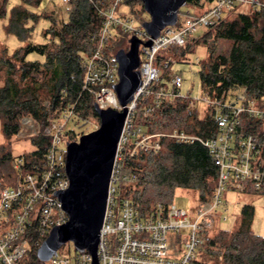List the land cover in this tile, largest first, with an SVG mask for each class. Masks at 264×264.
Masks as SVG:
<instances>
[{
  "label": "built area",
  "instance_id": "built-area-1",
  "mask_svg": "<svg viewBox=\"0 0 264 264\" xmlns=\"http://www.w3.org/2000/svg\"><path fill=\"white\" fill-rule=\"evenodd\" d=\"M72 5L76 0H62ZM125 0H109L98 11L103 17L99 31L92 35L94 46L82 59L84 77L76 99L57 110L49 109L46 125L30 115L20 119L18 137L43 134L49 138L45 151L35 150L12 157L15 171L12 184L0 185V264H28L34 250L39 248L50 231L68 220L58 196L66 190L70 179L66 173L67 143L77 141L82 134L100 125L77 109L83 96L100 108L123 110L116 93L119 81V62L116 52L108 50L107 43L121 32L130 38L136 35L143 42L150 38L143 26H136L129 14L118 11ZM246 5L264 13V0H213L201 12L186 11L175 25L166 26L150 46L140 44L138 70L141 85L128 102L127 115L118 142L110 176L106 210L98 243L99 264H192L210 238L209 232L220 218L223 194L231 188H241L248 182L255 190H264V136L254 132L237 131L241 116L246 113L264 120V107L257 106L256 96L244 89L233 99L227 92L222 97H212L207 91L195 100L183 95L181 74L172 75L169 84L162 79L163 69L175 62L171 57L159 58V53L171 46L182 47L192 34L209 29L225 18V13ZM180 15V14H179ZM199 59H197V63ZM64 95L66 89L62 90ZM188 99L189 103H204L213 107L212 116L217 131L203 138L185 133H146L136 124L138 106L142 100L145 114L152 113L171 98ZM49 106V102L45 103ZM82 128L77 132L70 125ZM194 141L203 144L210 152L218 169L217 183L209 198L197 202L195 216L174 203L155 201L141 206L135 198L124 193V185L137 182L136 172H124L127 161L140 152L156 153L163 149L161 137ZM59 251V249H58ZM56 252L45 264H92L93 255L88 250L75 254Z\"/></svg>",
  "mask_w": 264,
  "mask_h": 264
},
{
  "label": "trees",
  "instance_id": "trees-1",
  "mask_svg": "<svg viewBox=\"0 0 264 264\" xmlns=\"http://www.w3.org/2000/svg\"><path fill=\"white\" fill-rule=\"evenodd\" d=\"M41 1L21 0L20 4L12 8L8 24L5 26L6 33L16 35L24 42V46L13 54H9L7 47H4L0 53V71L7 67L6 81L0 85V120L5 141H8L0 145V185L12 184L14 181L10 139L17 136L20 130L21 117L30 115L44 127L49 109L58 112L78 96L84 77L82 59L94 46L91 37L99 31L103 23L98 8L105 7L109 0H76L71 5L68 21L57 20L51 14H38L31 10L32 7L39 6ZM132 1L139 4L138 14L141 13L144 10L142 2ZM206 1L208 5L213 2ZM7 2L8 0H0V17L6 14ZM188 2L195 5L200 4L201 0ZM185 13L186 11L182 14ZM40 16L54 18L52 26L46 31L51 35V42L34 44L29 41L32 28L27 24L29 20L38 21ZM144 21L143 19L142 23ZM213 27L214 31L205 33L203 38L189 40L185 47L180 48V54H176L185 55L192 46V40L199 43L202 38V42H207V38L213 33L218 38L232 40L228 54L215 55L214 49L210 48L208 58L201 63L203 91H207L212 97L220 98L229 90L246 89L259 100L257 106L264 107V13L249 7L247 11L238 12L235 18H224ZM107 47L111 52H117L121 48L128 49V35L121 32L107 43ZM33 51L43 55L45 61L26 60L27 55ZM168 51L173 50L161 51L159 58L165 57ZM171 77L167 68L163 69L162 79L170 82ZM64 88L66 95L62 93ZM45 98L48 99L49 106L43 103ZM149 101L150 99H146L139 103L136 117V124L146 133L178 132L207 138L217 131L213 116L206 114L199 117L186 99L171 97L152 113L145 114L142 107ZM77 109L84 116L94 115L98 119L94 103L87 94H83ZM157 115L158 117H155ZM263 124V119L244 113L237 131L254 132L263 136ZM160 140L163 149L165 146L167 148V155L156 157L155 162L161 158L168 161L164 160L158 165V183L169 188L177 186L193 189L200 192L202 198H205L206 194L211 195L217 181L218 169L209 150L197 140L184 141L163 136ZM32 142L37 148L34 153L41 155L48 145L49 138L40 134L33 137ZM147 154L140 152L127 161L123 171L139 173L140 168L145 167L142 161H149ZM26 155L28 159L31 158L30 152ZM131 186L124 185V193L128 196L130 195L127 188ZM253 216V206L246 204L234 230H219L215 237L208 239L209 247L224 250L222 261L214 259L213 264H264V236L252 233ZM28 264L45 262L37 258L34 250ZM192 264H208V261L195 260Z\"/></svg>",
  "mask_w": 264,
  "mask_h": 264
},
{
  "label": "rangeland",
  "instance_id": "rangeland-1",
  "mask_svg": "<svg viewBox=\"0 0 264 264\" xmlns=\"http://www.w3.org/2000/svg\"><path fill=\"white\" fill-rule=\"evenodd\" d=\"M20 3L21 0H8L6 5V14L5 16L0 17V53L1 49H3L4 47H7L9 54H13L21 46H24V42L19 40L16 35L7 34L5 31V26L8 24L12 8ZM207 5L208 3L206 0H201L200 4L195 5L187 2L185 6H182L180 8V19L182 17V13H184L185 11H190L191 13L201 12ZM138 6L139 4L136 1L125 0L124 2L119 4L118 11L121 14H129L131 18H133L135 25L140 27L142 26L143 19H149V14L145 10L141 11V13L139 12L138 14ZM248 9L249 7L246 5L236 7L233 11L224 14L225 20L233 19L237 16L238 12L247 11ZM31 10L38 14L44 12L51 14L57 20L63 19L64 21H68L71 5L64 3L62 0H42L39 6L32 7ZM53 17L40 16L39 20L36 22L33 20H29L27 25L28 27L32 28L31 37L29 39L30 42L34 44H44L51 42V35L46 31L49 30L52 26V22L54 20ZM214 28L215 27H211L209 29H200L192 34L189 40H197L205 33L214 31ZM202 38L201 42L199 43H195V40H192V42H190L192 43V46L183 56H179L177 54H180V48L185 47L187 44L182 47L171 46L169 48H166L165 50L173 51H168V53L166 54L164 53L165 58L171 57L175 60V62L172 63L171 66L167 69L169 74L173 75L175 73H179L183 78V85L181 87L182 94L188 95L195 100L199 99L203 94V87L200 76L201 63L208 58L210 48L214 49L215 55L228 54L233 44L232 40L218 38L214 33L207 38V42H202ZM174 50L178 51L176 52ZM44 59L45 57L43 55L35 51L30 52L26 57V60L28 61L43 62ZM197 59H199L198 63ZM6 76L7 67L5 66L0 71V85H3L5 83ZM163 80L165 83L169 84V81L167 79ZM239 92L240 90H229L227 94L231 99H233ZM258 101L259 100L256 99L257 103ZM46 102H48L47 98L43 100L44 104ZM189 104L193 109H195L199 117H204L206 114L212 115L213 113V107H211L210 105H205L204 103ZM90 117L94 121L97 120L94 115H91ZM155 117H158V115ZM97 121L99 122V120ZM70 127H73L77 132H80L82 130V128L80 129V127L74 123H72ZM262 129L264 130V124ZM33 137L35 136H13L10 139L12 157L26 154L35 150L36 146L32 142ZM5 140L6 139L2 132V125L0 120V145L4 144V142H8ZM166 155V146L159 153L147 154V158L149 161L147 163L142 161L145 167L140 168V172L137 173V182L131 187L127 188L128 194L135 198V200L141 206L149 205L155 201L174 203L177 207L187 210L190 218L193 219L195 216L197 202L204 198L200 196V192L193 189H186L177 186L169 188L166 185L158 183L159 180L156 177V173L159 172L158 165H161L163 163L162 161L165 160L164 162H166L168 160L161 158V160L155 162L156 157H165ZM241 184V188H231L230 190L225 191V193L223 194V204L218 212H223L227 216V218L224 219L222 217L216 221L215 225L209 232L211 238L215 237L219 230H234L237 223L239 222L242 208L246 204L252 205L254 209V216L251 227L252 233L258 236H264V190H255L248 182H242ZM211 195L206 194L205 198H209L211 197ZM58 252L74 255L75 247L72 242H67L61 248H59ZM223 252L224 250H220V248L218 247L211 248L206 243L203 246L202 250L198 253L197 260L202 262L208 261V264H213L214 259L222 261Z\"/></svg>",
  "mask_w": 264,
  "mask_h": 264
},
{
  "label": "water",
  "instance_id": "water-1",
  "mask_svg": "<svg viewBox=\"0 0 264 264\" xmlns=\"http://www.w3.org/2000/svg\"><path fill=\"white\" fill-rule=\"evenodd\" d=\"M149 19L142 23L150 38L143 42L136 35L129 38L128 49L117 50L119 81L116 93L123 110L100 108L94 110L100 120L98 128L82 134L77 141L67 143L66 173L70 185L57 194L68 220L55 226L37 249V258L48 261L67 242H72L79 251L88 250L93 263L99 264L98 243L103 224L110 176L118 142L127 115L125 105L133 99L141 85L138 70L139 46H150L166 26L175 25L180 8L188 0H140Z\"/></svg>",
  "mask_w": 264,
  "mask_h": 264
},
{
  "label": "crops",
  "instance_id": "crops-1",
  "mask_svg": "<svg viewBox=\"0 0 264 264\" xmlns=\"http://www.w3.org/2000/svg\"><path fill=\"white\" fill-rule=\"evenodd\" d=\"M62 20H63V19H62ZM44 61H45V59H44ZM44 61H43V62H44Z\"/></svg>",
  "mask_w": 264,
  "mask_h": 264
}]
</instances>
